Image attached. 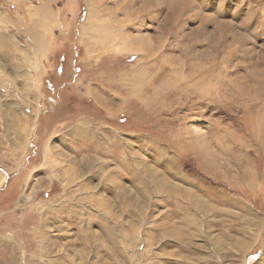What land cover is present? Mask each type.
Returning <instances> with one entry per match:
<instances>
[{
	"label": "rangeland",
	"instance_id": "obj_1",
	"mask_svg": "<svg viewBox=\"0 0 264 264\" xmlns=\"http://www.w3.org/2000/svg\"><path fill=\"white\" fill-rule=\"evenodd\" d=\"M86 1L0 0V264H264V0Z\"/></svg>",
	"mask_w": 264,
	"mask_h": 264
},
{
	"label": "bare ground",
	"instance_id": "obj_2",
	"mask_svg": "<svg viewBox=\"0 0 264 264\" xmlns=\"http://www.w3.org/2000/svg\"><path fill=\"white\" fill-rule=\"evenodd\" d=\"M86 4H87V15H86V19H85L84 23L82 24V27L79 31V40L84 44L87 52L90 53V52H96V50L100 49L102 47L101 46L102 41L98 40V38H96V36H95V32L99 27V19H97V16H96V13H97L96 0H87ZM47 17L51 18L49 13H47ZM53 23H54V21L52 19H50V22L48 23V27H47L48 31L50 30L49 29L50 25H52ZM112 28L113 27L111 26V24L105 26V29H106L105 40L108 42V45L110 47L105 48L103 50H111L113 52H118V51L129 52V51H131V49L134 50L133 41L130 40L129 36H127L126 34H123L120 30L115 32V31H113ZM140 68L141 67H139V69ZM135 71H138V70H135ZM123 74H125V73H123ZM138 74H139V72H138ZM138 74H137V77H139ZM125 77H127V76H125ZM127 80H128V78H127ZM136 86H139V85L136 84ZM263 130H264V126H263ZM192 133L195 137H197L199 135V130L194 128L192 130ZM261 145H262V149L264 152V138L261 140ZM5 179H6V175H3V174L0 175V188L2 187L3 183L5 182Z\"/></svg>",
	"mask_w": 264,
	"mask_h": 264
}]
</instances>
